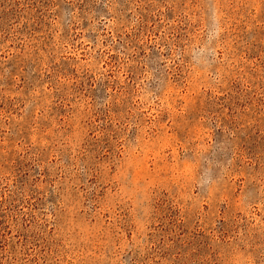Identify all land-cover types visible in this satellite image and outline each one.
<instances>
[{"label":"rangeland","instance_id":"rangeland-1","mask_svg":"<svg viewBox=\"0 0 264 264\" xmlns=\"http://www.w3.org/2000/svg\"><path fill=\"white\" fill-rule=\"evenodd\" d=\"M0 264H264V0H0Z\"/></svg>","mask_w":264,"mask_h":264}]
</instances>
